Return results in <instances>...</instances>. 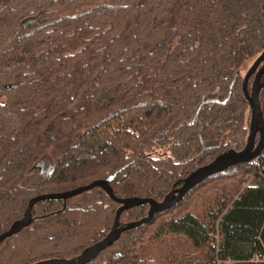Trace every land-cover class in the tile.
Listing matches in <instances>:
<instances>
[{
	"label": "trees",
	"instance_id": "1",
	"mask_svg": "<svg viewBox=\"0 0 264 264\" xmlns=\"http://www.w3.org/2000/svg\"><path fill=\"white\" fill-rule=\"evenodd\" d=\"M263 50L264 0H0V234L34 196L115 175L116 196L161 201L198 167L243 149V78ZM205 100L214 101L197 114ZM260 101L264 115V88ZM61 140L74 141L41 174L35 164ZM119 206L99 187L41 201L33 223L0 244V264L75 257L110 232ZM148 211L126 210L119 224ZM228 261L264 264V150L87 264Z\"/></svg>",
	"mask_w": 264,
	"mask_h": 264
},
{
	"label": "water",
	"instance_id": "2",
	"mask_svg": "<svg viewBox=\"0 0 264 264\" xmlns=\"http://www.w3.org/2000/svg\"><path fill=\"white\" fill-rule=\"evenodd\" d=\"M263 77L264 50L255 59L243 78V91L250 105L251 111L249 135L247 137V142L244 148L241 150H226L223 153L217 155L211 162L198 167L183 179L182 184L179 187L171 190L163 200L159 201L151 197L116 196L112 186L110 185V182L114 179L115 175H112L106 179L94 180L87 185L79 186L71 190L40 194L32 197L29 200L23 217L16 220L8 230L0 234V244L7 238L20 233L24 228L29 227L33 223V208L37 203L52 199H62L66 203L73 197L79 196L84 192L99 187L105 190L106 193L111 197V199L120 204L119 208L116 211L115 221L110 232L100 241L87 247L81 254L70 259L53 258L32 263L87 264L90 261L94 260L103 250L113 245L121 237L123 232L137 228L150 222L156 213L165 211L173 207L175 204L180 202L191 189L202 183L208 177L223 172L232 166L256 160L264 150V115L260 101V93L264 88ZM251 79L252 83L250 84ZM208 101L214 100L203 101L197 111V114ZM258 135L259 139L257 141ZM35 168L38 169L43 175H50L53 172V166L46 167L45 159H41L38 163H36ZM143 204L149 205V211L146 217L125 223L124 225L119 224L120 217L124 211Z\"/></svg>",
	"mask_w": 264,
	"mask_h": 264
},
{
	"label": "rangeland",
	"instance_id": "3",
	"mask_svg": "<svg viewBox=\"0 0 264 264\" xmlns=\"http://www.w3.org/2000/svg\"><path fill=\"white\" fill-rule=\"evenodd\" d=\"M253 64V62L249 65V67ZM249 67L247 68V70L249 69ZM252 83V81H250V84ZM58 129H59V126L56 124L53 129H52V133L54 136H57V133H58ZM74 140L72 141H69V140H61L58 142V144L56 146H53L49 152H48V156L45 158V161H46V167L48 166H54V164L57 162V160L59 159V157L61 156V153L64 151V149L73 142ZM83 198L80 197V198H76V199H73L70 204L71 206H77L79 205L81 202H82ZM168 240L170 242H172L175 246H181L182 249L185 251L187 250V254H188V247L189 245L187 244V241L185 239H180V237H171L170 235L168 236ZM189 252H192L191 254L193 255V258H196V259H199V258H202L205 254V251L204 250H200V251H189ZM191 254H188L191 256ZM190 256H187V258H190ZM228 262H220L219 264H228Z\"/></svg>",
	"mask_w": 264,
	"mask_h": 264
},
{
	"label": "flooded vegetation",
	"instance_id": "4",
	"mask_svg": "<svg viewBox=\"0 0 264 264\" xmlns=\"http://www.w3.org/2000/svg\"><path fill=\"white\" fill-rule=\"evenodd\" d=\"M258 139H259V135L257 136V141H258Z\"/></svg>",
	"mask_w": 264,
	"mask_h": 264
}]
</instances>
